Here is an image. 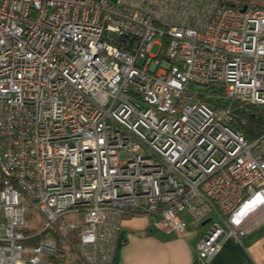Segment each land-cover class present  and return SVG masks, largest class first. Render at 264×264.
<instances>
[{
  "label": "built area",
  "instance_id": "obj_1",
  "mask_svg": "<svg viewBox=\"0 0 264 264\" xmlns=\"http://www.w3.org/2000/svg\"><path fill=\"white\" fill-rule=\"evenodd\" d=\"M241 8L0 0V264H52L61 240L111 264L125 215L183 234L182 212L210 218L206 264L264 220V131L231 106H264V6Z\"/></svg>",
  "mask_w": 264,
  "mask_h": 264
},
{
  "label": "crops",
  "instance_id": "obj_2",
  "mask_svg": "<svg viewBox=\"0 0 264 264\" xmlns=\"http://www.w3.org/2000/svg\"><path fill=\"white\" fill-rule=\"evenodd\" d=\"M187 215L182 212L181 218ZM184 223L185 232L181 234L155 228L152 216L125 215L111 264H202L197 256L196 243L209 224L196 222L195 227H190L186 221ZM68 251L63 247L58 261L66 260ZM73 259L82 264L75 254ZM206 264H264V220L238 239L226 238L220 251Z\"/></svg>",
  "mask_w": 264,
  "mask_h": 264
},
{
  "label": "trees",
  "instance_id": "obj_3",
  "mask_svg": "<svg viewBox=\"0 0 264 264\" xmlns=\"http://www.w3.org/2000/svg\"><path fill=\"white\" fill-rule=\"evenodd\" d=\"M226 3L241 5L244 2L237 0H225ZM231 106L234 110L232 125L240 130L244 136L251 140L264 131V106L254 105L241 101H234ZM59 247L58 252L61 251ZM60 256H51L54 261L60 260Z\"/></svg>",
  "mask_w": 264,
  "mask_h": 264
},
{
  "label": "rangeland",
  "instance_id": "obj_4",
  "mask_svg": "<svg viewBox=\"0 0 264 264\" xmlns=\"http://www.w3.org/2000/svg\"><path fill=\"white\" fill-rule=\"evenodd\" d=\"M245 3L250 5V6H258V5L264 6V0H249V1H245ZM157 50H158V45L154 44L151 47V49H150V53L151 54H155L157 52ZM183 217H182V219L184 221H186V223L190 227H195L196 226V222L191 216L187 215L184 218ZM215 218H216V216H215ZM79 219H81V216H79V215L77 216V215L72 214V213L66 214L63 217V220H65V222H67V221H70V222L78 221ZM65 224H67V223H65ZM39 228H40V223H36L35 225H31V228H29V229L32 230L33 232H35ZM72 232L73 231L71 230V232L68 233V235H72ZM71 237H74V236H71ZM59 243H60V247L63 248L64 241L62 242V240H61ZM60 253L61 252H57L56 256L59 255ZM73 256H74L73 252L71 250H69L68 253L66 254V257H67L66 260H63V261H58L57 260V261H54L52 264H78L75 261H73L74 260Z\"/></svg>",
  "mask_w": 264,
  "mask_h": 264
},
{
  "label": "water",
  "instance_id": "obj_5",
  "mask_svg": "<svg viewBox=\"0 0 264 264\" xmlns=\"http://www.w3.org/2000/svg\"><path fill=\"white\" fill-rule=\"evenodd\" d=\"M237 1L244 2V3L242 4V8H241V10H245V8H246V6H247V4L245 3V1H249V0H237ZM209 221H210V218H207V219L201 221V224L204 225V224L208 223Z\"/></svg>",
  "mask_w": 264,
  "mask_h": 264
}]
</instances>
